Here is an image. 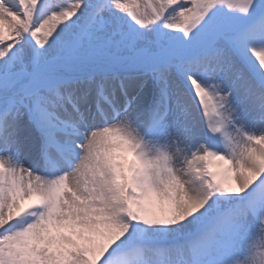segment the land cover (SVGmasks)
Returning a JSON list of instances; mask_svg holds the SVG:
<instances>
[{"label": "snow or ice", "instance_id": "6c2138e0", "mask_svg": "<svg viewBox=\"0 0 264 264\" xmlns=\"http://www.w3.org/2000/svg\"><path fill=\"white\" fill-rule=\"evenodd\" d=\"M0 264H264V0H0Z\"/></svg>", "mask_w": 264, "mask_h": 264}]
</instances>
